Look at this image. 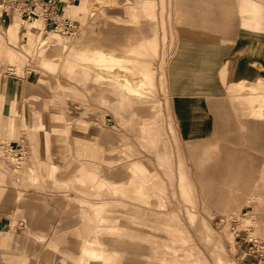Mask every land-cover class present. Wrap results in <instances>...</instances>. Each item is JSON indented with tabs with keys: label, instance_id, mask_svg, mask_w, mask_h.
Wrapping results in <instances>:
<instances>
[{
	"label": "crops",
	"instance_id": "1",
	"mask_svg": "<svg viewBox=\"0 0 264 264\" xmlns=\"http://www.w3.org/2000/svg\"><path fill=\"white\" fill-rule=\"evenodd\" d=\"M58 1L64 5L65 11L72 21L78 20L81 22L93 15L94 10L90 13L88 9V6H90L89 0ZM101 1L105 3L107 0ZM109 1L112 2V0ZM128 1L117 0L119 7L105 10L108 13L107 17L112 21L120 22L119 24H124L128 21L121 19L122 11L136 13L135 16L137 18L140 17V20H142L145 12L142 7H144L145 3L153 2L159 7V0H138V6L140 7H131L129 9L127 6ZM173 1L165 0L164 9L169 13L165 18L170 17L169 15L174 13V11L175 13L181 11V19L168 21L171 24L169 29L173 28L174 30L175 37L173 40L175 41L171 54L167 58L166 70L164 67L166 58L160 54L154 71H156L157 81L163 87V91L166 90L167 92L168 108L175 130L177 129V139L183 143L190 142L191 146H189L188 151L196 156L204 155L205 150L219 146L215 141L217 138L215 137L214 129L215 127L219 128L221 124L217 122L216 116L227 115L223 113L222 105L218 101L224 93V89L219 82V76L224 67L231 63V58L241 57L238 67V62L236 63V71L241 69L242 74L240 76L242 77L234 79L232 75L229 78L231 80L228 79L225 85L226 93L240 119L241 124L238 129L243 130L246 139H243L245 142H241L233 131L234 126L230 125L227 127L231 132L224 134L220 139L221 141L222 139L227 141V143L230 140V145L239 148L243 146L247 148V152L251 151L250 149H255L264 153L262 148L254 146L248 140L249 134L255 133V127L259 124V120L249 116L245 108L237 107L233 103L230 96L231 90L228 88L229 85L234 86L238 79L249 80L252 72L264 71V60H262L264 51L258 47V43L252 38L254 24L251 17L252 4H256V7L261 10L259 25L264 29V0H236V3L235 0H232V2L230 0H183L182 8L172 5ZM158 7L157 10L154 9L156 13L160 12ZM163 22L166 24L165 21ZM18 26L19 22L17 20L10 22L7 27L8 36L4 39L5 45L0 39V58L8 60L12 64H17L20 59L14 52H19L26 60V64L22 66V76L8 70L0 71L2 73V75L0 73L1 114L4 110L15 113L13 110L15 109V100H29L35 97L37 100L32 103V108L35 109L33 115L38 112L39 118H37V115L30 118V125H32L30 128H33L32 131L36 134L40 130L38 133L40 141L44 139L42 134L44 133L46 148L49 146L51 135L64 130L62 126L57 125L56 121L53 123V120H50L53 117H61V119L65 120L67 129L70 128L69 125L72 122L77 121L73 124L75 128L73 129L74 134L70 138L71 140L93 141L97 139L100 141L102 132L95 130V119L92 121L89 119L83 120L89 128L92 125V133H90L89 129L87 136H81L79 118H70V120L67 119L66 121L65 117L62 118V115L58 112L64 105L63 96L59 95V98L57 96L55 99L53 97L44 98L41 94L47 93V91L42 90L43 92L40 93L38 88L31 86V74L33 73L34 75V71L30 68L32 57L24 51L20 41L11 43V40L16 38ZM39 26L43 28L41 20L32 21L24 34V38L32 40L34 35L30 36L28 30L31 33L32 29L34 31ZM121 33V29H117L116 31L109 30L100 35L91 29L87 35L78 37V44L73 47H70L71 44L62 45L60 37L62 35L50 34L49 37L56 38V43L49 42L43 51L40 52V62L45 66L52 67L51 62L58 60L61 56L68 57L71 55L77 61V68L74 65H66L65 70L68 74L73 73L74 69H78L86 80L95 77L96 80L109 84L118 94L120 101L130 105L136 104L140 106L147 102H153L156 98L154 81L151 76L153 66L150 63H145L143 67L138 69L135 67V63L139 59V55L144 53V51H154L155 44L153 41H155L156 37L152 38L153 41H151V37H146V46L142 45L136 50L124 53L121 51L122 40L127 38V36L123 37ZM71 37H73V34L66 37V39H71ZM248 55L256 56L251 57ZM257 62L261 66L259 70L255 68ZM127 76H130L132 80L126 82L123 77ZM40 77L41 81L53 82L52 77L50 78L46 74L42 73ZM129 85H133L136 88V92ZM56 101L57 104L52 106V103ZM138 110L143 117V108H137ZM50 121L52 122L51 124ZM5 123L12 129L16 127L12 118L6 119ZM248 124L251 127L249 131L246 128ZM46 127H49V131L46 130ZM152 127L149 119L143 120L141 129L146 138L153 139ZM111 129L112 127H110ZM60 135L62 136V134ZM106 135L107 133L104 132L103 141L106 142L108 140L107 142L111 144V136L106 137ZM92 144L95 148H100L96 142H92ZM109 144L104 143L103 146L107 148L110 146ZM230 145L226 147L223 157L212 166L218 181L226 179L224 174H228V177L232 176L236 173L237 167H240V163H236L237 166L231 167V161L228 159L232 158L230 156H234L235 153L229 150ZM56 149L50 156L53 162L50 168V175L53 174L54 170L56 171V183L65 184L67 183L66 181L72 178L79 185L84 186L87 181H90L93 184L95 183L97 195L101 191L111 196L116 194L130 195L137 202L147 203V191L145 189L152 178L153 169L150 168L148 160L134 158L135 154L132 153L131 145L127 143L116 145L112 147L111 151L107 152L110 157L108 160L110 161L131 160L126 165V174L128 176L125 180L121 178V173L118 169L105 171L102 175L97 170L89 171L83 167L77 169L75 167L76 159L75 162L73 160V163H68L64 159V154H59V149ZM80 162V159L77 160L78 165ZM160 167L162 166L160 165ZM243 169H246V166H243ZM261 169L260 178L264 170V160ZM185 171L186 167L184 164L179 163L178 188L182 200L189 201L195 194V188ZM6 173L8 172L0 164V264H6V262L19 264V259H21L19 254L23 256V253L30 254V259H27V263L23 262V264H37L34 259H31L33 253L40 254L36 256V258L41 260L39 264H47L46 259L49 257L51 258L49 264H53V261L56 263L55 258L58 252L69 259L71 264H178V261L184 257L175 250V245L182 240L180 238L182 221L175 214L166 213L165 215L162 214L163 217L156 220L148 219L141 222L140 218L136 215L133 216L130 212L122 214L120 211L116 216L100 215L98 209L103 205L102 203L99 208L94 207L92 213H85L81 222L73 223L75 215L68 211L64 215L61 213L63 216L56 218L54 223H47V219L40 218V223L36 225L34 223L36 221L32 219V212L35 213L36 210L33 209L38 205H35L36 200L31 195L24 198L23 213H26L24 214L26 227L31 230L32 234L44 236L45 242L39 245H23L21 244L23 236L18 234L16 230L13 229L8 234L5 232V228L9 226L6 219H10L7 216L8 213H6L7 208L4 205L9 204V192H13L9 186L10 182H8ZM222 178L223 180H221ZM30 179L34 181V177L30 176ZM217 189L218 187L211 183L203 184L201 187L203 196H211L216 192V199H219L218 196L221 195ZM245 190L246 188L238 190L240 197L244 196ZM49 209L46 211L48 212ZM40 210H43V206ZM187 218L188 222L194 226L196 235H201L202 229L197 226V223L201 222L197 217L187 212ZM118 219L122 223L123 221H129V226L118 224ZM78 223L81 224L78 225ZM204 229L206 230L204 242L210 247L209 253L212 255L213 263L231 264L222 258L221 254L224 251L223 245L219 243L220 238L215 236L214 231L208 226H205ZM72 230L74 232L69 240L68 249L63 250L65 241L68 242L67 236H65L66 232ZM156 230L161 232L162 238L158 236L159 234ZM123 233H125L124 236ZM122 236L123 238H121ZM39 239L41 238L39 237ZM213 239L215 241H212ZM182 242L186 243L184 240ZM186 253L190 261L184 264H204L203 259L194 257L193 249Z\"/></svg>",
	"mask_w": 264,
	"mask_h": 264
},
{
	"label": "rangeland",
	"instance_id": "2",
	"mask_svg": "<svg viewBox=\"0 0 264 264\" xmlns=\"http://www.w3.org/2000/svg\"><path fill=\"white\" fill-rule=\"evenodd\" d=\"M174 1L172 5H177L180 8L183 7V0ZM230 1L232 2V0ZM88 3L91 5L88 6L90 13L94 10L93 15L81 22L74 20V31L69 35L60 36L62 45L67 46L71 44L70 47L75 46L78 44V37L87 35L91 29L100 35H103L104 32L106 33L109 30L116 31L117 29H121V35L123 37L127 36V38L122 40L121 51L124 53L136 50L142 45L146 46V37H151V39L156 37L155 41L153 39L151 40L155 44L154 51H144V53L139 55V59L135 63V67L138 69L143 67L145 63H150L153 66L151 76L154 81L156 98L153 102H147L140 106L136 104L130 105L120 101L118 94L109 84L102 83L100 80H96L95 77L86 80L79 73L78 69H74L73 73L68 74L65 70L66 65H74L77 68V61L71 55L68 56L69 58L61 56L58 60L51 62L52 67L43 65L40 62V52L45 47L39 50L35 47L38 34L42 30L41 26L38 29H34V31L31 28L30 36H34L32 40H27L24 38V34L27 32L29 24L26 26L21 25L20 19L14 16L4 21L0 14V39L3 45H5L4 39L8 36L7 27L9 23L13 20L19 22L16 38L11 40V43L20 41L24 51L32 57L30 68L34 71V75L33 73L31 74V86L38 88L40 93L43 92L42 90L47 91V93L41 94L44 98L53 97L55 99L57 96L59 98V95H62L64 105L58 112H60L62 118L65 117L66 121L67 119L70 120V118H79L81 136H87L89 129L90 133H92V125L89 128L83 121L86 119L91 121L95 119V130L102 132V139L100 141L97 139L93 141L71 140L70 138L73 137V129L75 128L73 124L77 121L72 122L69 125L70 128L67 129L65 120L61 119V117H53L50 120H53V123L56 121L57 125L62 126L64 130L58 131L55 135L52 134V138L48 143L49 146L46 148L44 133H42L44 139L40 141V136L38 135L40 130L36 134L32 131L33 128H30L32 126L30 125V118L32 116L34 117V115H37V118H39L38 112L33 115L35 109L32 108V103L37 98L32 97L30 98L31 100H15V109H13L15 113L8 112L7 110H4L2 114L0 112V164L8 172L6 173L7 179L13 191L11 193L9 192V204L4 205L7 210L9 209V211L6 210V213H8L7 216L10 219H6L9 226L5 228V232L8 234L13 229L16 230L18 234L23 236L21 238L23 239L21 241L23 245L44 244V236L41 237L40 235L32 234L31 230L26 227L24 220V214L26 213H23L24 198L26 196L29 197L31 195L36 200L35 205H38L33 209L36 210L35 213L32 212V219L36 221L34 222L36 225L40 223V218L47 219V223H54L56 218L67 214L68 211L75 215L73 223L81 222V219H83L82 216L85 213H92L94 207L99 208L103 203L98 209L100 215L116 216L120 211L122 214L130 212L133 216L136 215L140 218L141 222L148 219L156 220L163 217L162 214L165 215L166 213L175 214L182 221L181 227L179 226L182 229L180 238L186 241L184 243L181 240L175 245L177 253L184 256L183 259L181 258L178 261V264H184L190 261L186 252L191 249L194 250V257L203 259L204 264H214L212 255L209 253L210 247L204 242L206 235L205 226H208L214 231L215 236L220 238L219 243L223 245L224 251L221 255L224 261L237 264L234 259L238 245V240L234 237L236 232L248 230L254 238L264 242V179L260 180L264 153L255 149H250L251 151L247 152V148L243 146L239 148L230 145V140L227 143V141L223 139L221 141L220 139L224 134L231 132L227 127L229 125L234 126L233 131L240 138L241 142H245L243 139H246L243 130L238 129V126L241 124L240 119L226 93L225 85V82L237 70L241 57L231 58V63L224 67L219 76V82L224 89V93L218 101L222 105L223 113L227 114L225 116H216L217 122L221 124L219 128L215 127L214 129V134H216L215 137L217 138L215 141L219 146L205 150L204 155L200 154L196 156L188 151L189 146H191L189 144L190 142L183 143L177 139V129L175 130L168 108L167 92L166 90L163 91V87L157 81L156 71H154V68L157 67L160 54L166 58L164 64L166 70L167 58L171 54L175 41L173 40L175 37L174 30L173 28L169 29V25L171 24L168 21L181 19V11L175 13L173 10L174 13H171L169 15L170 17L166 19V15L169 14L164 9L166 2L165 0H159V7L153 4V2L143 5L144 7L142 8H144L145 12L143 13L142 20H140V17L137 18L135 16L136 13L122 11L121 19L128 22L119 24L120 22L110 20L107 17L108 13L105 12L107 9L119 7L117 0H112V2L107 0L105 3L101 0H89ZM138 3V0H129L127 6L129 9L131 7H140ZM157 7L160 9L159 13L154 11V9L157 10ZM42 34V39L47 40L49 34H45L44 32ZM72 34L73 37L71 39H66V37L72 36ZM51 43H56V41H51ZM14 53L20 59V62L12 64L10 61L0 58V71L8 70L9 72L22 76V66L26 64V60L21 53ZM134 55L136 54L134 53ZM248 56L254 57L256 55ZM262 60H264V57H262ZM42 73L50 76V78L52 77L53 82L47 83L41 81L40 75ZM236 87V84L234 86L229 85L228 87L231 90V100L237 107L246 109L251 94L245 93L244 91L239 92ZM55 104H57V101L52 103V106ZM140 107L143 108L144 118L140 114L141 112L139 110L137 111V108ZM9 118H12L16 125L14 129L5 123L6 119ZM144 119H149L152 123L153 139L146 138L142 133L141 127ZM104 126L106 127L104 128ZM110 127H112L111 130ZM46 130L49 131V127H46ZM104 132L107 133L106 137L111 136V144L107 142L108 140L106 142L103 141ZM92 142H96L100 148H95ZM17 143L22 144L26 150L20 157L18 155L12 156L8 148L9 145L13 146ZM104 143L110 146L105 148L103 146ZM126 143L131 145L132 153L135 154L134 158L148 160L150 168L153 169L152 178L145 189L147 191V203L137 202L130 195L116 194L111 196L103 191L97 195V187L95 183L93 184L90 181H87L84 186L79 185L72 178L68 180L69 182L66 181L67 183L65 184L56 183L55 170L50 175L51 164H53L50 156L57 147L59 154H64L66 162L73 163V160L75 162L76 159L75 167L77 169L83 167L89 171L97 170L100 175L105 173V171L118 169L120 170L121 178L125 180L128 176L126 174V165L131 160L110 161L108 160L110 157L107 152L111 151L112 147L116 145ZM4 145H7V151H4L2 148ZM229 145V150L235 153L234 156H230L232 158L228 159L231 161V167L237 166L236 163H240V167H237L236 173L232 176L228 177V174H224L226 179L224 181H218L215 172L212 170V166L217 160L223 157L222 155ZM15 157H18L17 161L13 162L12 159ZM79 159L81 162L78 165L77 160ZM179 163L184 164L186 167L185 174L195 188V194L189 201L182 200L178 188L177 176ZM243 166H246V169H243ZM30 176L34 177V181L30 179ZM258 181L259 183L256 185ZM207 183L218 187L217 190L220 191L221 195L218 196L219 199H216V192L211 196H203L201 187ZM242 188H246V190L244 196L240 197L238 190ZM42 206L43 210H40ZM47 209H49L48 212L46 211ZM187 212L194 214L201 222L197 223V226L202 229L201 235H196L194 226L188 222ZM80 224L78 223V225ZM118 224L129 226V221H123L122 223L118 219ZM73 232L74 230L66 232L65 236H67L68 242L65 241L63 250L68 249L69 240L73 236ZM157 232L159 234L158 236L162 238L161 232ZM124 235L125 233H123ZM212 241H215V239ZM19 255L21 257L19 264H23V262L27 263V259H30L29 253H23V256L22 254ZM39 255L33 253V258L31 257L37 264L41 262L40 259L36 258ZM55 259L57 262L55 263L53 261V264H71L70 260L62 256L60 252L56 254ZM46 261L49 264L51 258H47ZM6 264L12 263L6 262Z\"/></svg>",
	"mask_w": 264,
	"mask_h": 264
},
{
	"label": "built area",
	"instance_id": "3",
	"mask_svg": "<svg viewBox=\"0 0 264 264\" xmlns=\"http://www.w3.org/2000/svg\"><path fill=\"white\" fill-rule=\"evenodd\" d=\"M1 16L4 21L10 17L19 18L21 25L26 26L32 21L39 19L43 22V28L38 34L35 47L39 50L46 47L56 38L49 37L50 34L69 35L75 29L74 21H72L65 11L64 5L58 0H0ZM48 33L47 40H43L42 33ZM7 151V145L3 147ZM9 152L12 156L19 157L26 152L22 144L9 145ZM18 157L12 159L17 161ZM235 239L238 241L237 253L234 256L237 264H264V242L254 238L247 230L236 232Z\"/></svg>",
	"mask_w": 264,
	"mask_h": 264
},
{
	"label": "bare ground",
	"instance_id": "4",
	"mask_svg": "<svg viewBox=\"0 0 264 264\" xmlns=\"http://www.w3.org/2000/svg\"><path fill=\"white\" fill-rule=\"evenodd\" d=\"M91 6V5H90ZM256 4H252V22H253V28H252V38L254 41L258 43V47H260L264 51V29L260 27L259 25V19L261 16V10L260 8L256 7ZM29 34H30V30ZM255 68L259 70L261 68L260 64L257 62L255 65ZM264 69V68H263ZM261 71V70H260ZM257 71L252 72L250 75V79H238L236 81V88L239 92H245L250 95L249 102H247V108L246 113L248 115H251L252 118H256L259 120V124L255 127V133L257 134H249L248 140L254 145L258 146L262 149H264V71ZM242 74V70L239 69V71H236L233 76L234 79H237ZM126 82H129L132 80L130 76L123 77ZM131 89H133L136 92V88L133 85H129ZM247 131L251 129L250 125L248 124L246 126ZM264 179V170L262 173V176L260 180ZM259 183V182H258ZM257 183V184H258Z\"/></svg>",
	"mask_w": 264,
	"mask_h": 264
}]
</instances>
